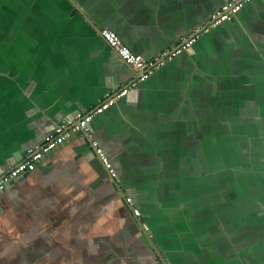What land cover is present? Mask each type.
Instances as JSON below:
<instances>
[{
	"label": "crops",
	"instance_id": "1",
	"mask_svg": "<svg viewBox=\"0 0 264 264\" xmlns=\"http://www.w3.org/2000/svg\"><path fill=\"white\" fill-rule=\"evenodd\" d=\"M227 1L0 0V171L134 80L101 30L155 59ZM92 129L119 183L73 136L0 193V264H264V0Z\"/></svg>",
	"mask_w": 264,
	"mask_h": 264
},
{
	"label": "built area",
	"instance_id": "2",
	"mask_svg": "<svg viewBox=\"0 0 264 264\" xmlns=\"http://www.w3.org/2000/svg\"><path fill=\"white\" fill-rule=\"evenodd\" d=\"M253 1L254 0L227 1L209 20L189 33L178 47L165 51L155 59H146L141 55L133 53L113 30L108 28L101 30L100 35L102 40L117 54L125 65L133 70L134 80L117 93H107L100 105L94 110L77 113L73 120L62 123L53 132L46 135L41 143L27 148L26 155L21 162L0 171V193L4 192L13 182L34 172L38 165L44 161L48 155L64 146L73 136H78L82 140L88 142L108 174V177L113 182L118 181L119 175L114 168L112 159L94 136L92 129L94 119L110 110L120 99L128 96L131 89L148 81L153 74L165 67L166 64L189 51L212 30L234 20L242 9ZM125 201L133 216L138 221H141L143 213L137 206L135 199L132 196H126ZM142 230L148 236L152 237L151 228L148 225H142Z\"/></svg>",
	"mask_w": 264,
	"mask_h": 264
},
{
	"label": "water",
	"instance_id": "3",
	"mask_svg": "<svg viewBox=\"0 0 264 264\" xmlns=\"http://www.w3.org/2000/svg\"><path fill=\"white\" fill-rule=\"evenodd\" d=\"M23 158V156L21 155V159ZM20 161V159H18L17 158V155H14V160L11 162V164L12 165H15L17 162H19ZM27 175H29V174H27ZM119 178H118V181H114V183H116V185L119 183ZM140 222V221H139ZM141 226H142V224L141 223H139Z\"/></svg>",
	"mask_w": 264,
	"mask_h": 264
}]
</instances>
